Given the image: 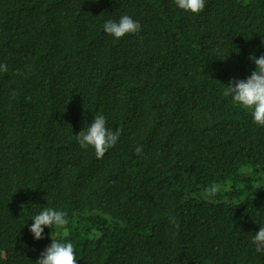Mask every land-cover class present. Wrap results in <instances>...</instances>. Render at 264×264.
I'll return each instance as SVG.
<instances>
[{
  "label": "trees",
  "instance_id": "1",
  "mask_svg": "<svg viewBox=\"0 0 264 264\" xmlns=\"http://www.w3.org/2000/svg\"><path fill=\"white\" fill-rule=\"evenodd\" d=\"M122 15L141 31L115 40L103 24ZM261 55L264 0H205L198 15L174 0H0V264H35L49 237L78 264H264V126L223 94ZM97 113L122 130L101 159L75 137ZM44 207L67 213L66 238H33Z\"/></svg>",
  "mask_w": 264,
  "mask_h": 264
},
{
  "label": "clouds",
  "instance_id": "2",
  "mask_svg": "<svg viewBox=\"0 0 264 264\" xmlns=\"http://www.w3.org/2000/svg\"><path fill=\"white\" fill-rule=\"evenodd\" d=\"M175 6L184 12L192 15H198L205 8V0H174ZM103 31L112 36L115 40H119L127 34H135L141 31V25L132 19L129 15H122L118 21L107 20L103 24ZM250 61L255 65V70L244 80H230L225 87L224 95L231 98L232 102L244 110H248L252 116L253 123L258 126H264V55L249 57ZM0 71L6 72L7 65H0ZM196 77L191 76L189 79ZM130 95L132 92L128 88L118 90L115 98H122L120 95ZM133 105V100L126 105L125 112L129 111ZM146 112V100L143 98L134 99L133 115ZM191 116H217V112L206 110L197 112ZM130 117V116H128ZM85 125L75 135L77 142L81 148H92L98 159L103 158L107 151L114 147L120 137L121 129L112 130L106 126V118L104 115L97 113L90 124ZM15 129L12 141L19 137V129ZM45 137L42 143L48 147L55 145L57 141V125L54 120H46L41 125L40 131ZM137 155L143 152V146L135 148ZM10 164V163H8ZM11 165V164H10ZM12 171L16 170L12 165L8 166ZM217 188L210 186L204 189L206 198H212L216 195ZM29 232L35 240L43 239L44 228H52L55 226L58 230L63 229L64 237L68 236L67 213L58 211L54 208L44 207L38 215L32 219ZM175 222V221H173ZM178 226V225H177ZM51 244L47 246L41 253L35 264H78L76 253L72 242H62L60 240L49 237ZM252 243L257 253L264 252V227H259V231L252 237ZM0 255H4L0 253Z\"/></svg>",
  "mask_w": 264,
  "mask_h": 264
}]
</instances>
